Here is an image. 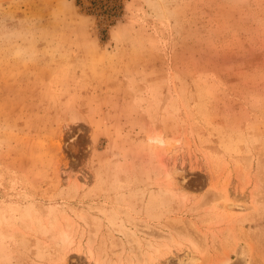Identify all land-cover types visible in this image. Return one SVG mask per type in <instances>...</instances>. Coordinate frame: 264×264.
I'll use <instances>...</instances> for the list:
<instances>
[{
  "label": "rangeland",
  "instance_id": "rangeland-1",
  "mask_svg": "<svg viewBox=\"0 0 264 264\" xmlns=\"http://www.w3.org/2000/svg\"><path fill=\"white\" fill-rule=\"evenodd\" d=\"M0 264H264V0H0Z\"/></svg>",
  "mask_w": 264,
  "mask_h": 264
},
{
  "label": "bare ground",
  "instance_id": "bare-ground-1",
  "mask_svg": "<svg viewBox=\"0 0 264 264\" xmlns=\"http://www.w3.org/2000/svg\"><path fill=\"white\" fill-rule=\"evenodd\" d=\"M232 208V206L231 207H229V210ZM86 253H90V251L88 250V252H86ZM151 259V258H150Z\"/></svg>",
  "mask_w": 264,
  "mask_h": 264
}]
</instances>
